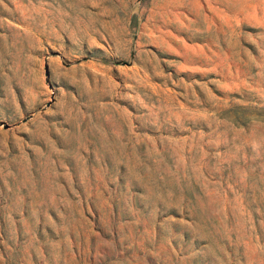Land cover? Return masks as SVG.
I'll return each instance as SVG.
<instances>
[{"label":"rangeland","instance_id":"1","mask_svg":"<svg viewBox=\"0 0 264 264\" xmlns=\"http://www.w3.org/2000/svg\"><path fill=\"white\" fill-rule=\"evenodd\" d=\"M0 264H264V0H0Z\"/></svg>","mask_w":264,"mask_h":264}]
</instances>
